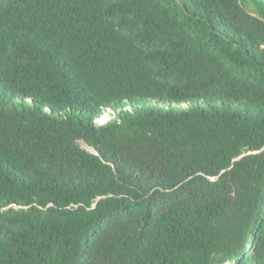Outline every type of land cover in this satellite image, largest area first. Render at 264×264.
Segmentation results:
<instances>
[{
    "label": "trees",
    "instance_id": "trees-1",
    "mask_svg": "<svg viewBox=\"0 0 264 264\" xmlns=\"http://www.w3.org/2000/svg\"><path fill=\"white\" fill-rule=\"evenodd\" d=\"M0 264H264V0H0Z\"/></svg>",
    "mask_w": 264,
    "mask_h": 264
}]
</instances>
